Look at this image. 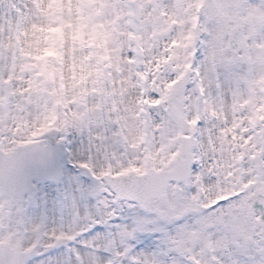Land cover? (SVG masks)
Returning <instances> with one entry per match:
<instances>
[{
    "label": "snow or ice",
    "instance_id": "6c2138e0",
    "mask_svg": "<svg viewBox=\"0 0 264 264\" xmlns=\"http://www.w3.org/2000/svg\"><path fill=\"white\" fill-rule=\"evenodd\" d=\"M0 264H264V0H0Z\"/></svg>",
    "mask_w": 264,
    "mask_h": 264
}]
</instances>
